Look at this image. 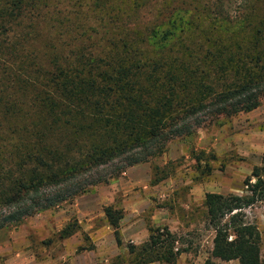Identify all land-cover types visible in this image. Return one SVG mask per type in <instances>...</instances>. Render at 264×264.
<instances>
[{"label":"trees","instance_id":"16d2710c","mask_svg":"<svg viewBox=\"0 0 264 264\" xmlns=\"http://www.w3.org/2000/svg\"><path fill=\"white\" fill-rule=\"evenodd\" d=\"M48 1L0 3V57L11 60L0 64V230L264 99V0ZM25 12H36L30 26L58 23L67 44L53 37L35 51L28 28L8 33ZM259 170L243 179L242 195L204 194L211 258L264 264L259 231L243 213L264 199ZM103 214L110 226L121 217L110 205ZM77 229L67 224L61 233ZM147 230L145 241L127 245V264H173L183 251L175 235Z\"/></svg>","mask_w":264,"mask_h":264},{"label":"rangeland","instance_id":"374dc122","mask_svg":"<svg viewBox=\"0 0 264 264\" xmlns=\"http://www.w3.org/2000/svg\"><path fill=\"white\" fill-rule=\"evenodd\" d=\"M25 13L13 21L8 33L17 35L28 28L35 36L30 45L26 44L29 49L36 51L45 39L53 37L67 44L70 34L58 23L34 21L30 26L36 12ZM36 54L34 62H41L39 52ZM8 62V56L0 57V64ZM263 122L264 99L250 111L219 117L192 135L174 137L161 155L120 173L121 184L117 183L119 176L99 183L70 202L0 230V264H127V245L132 242L119 232L127 225L169 226L178 239L176 245L183 249L173 264H203L206 258L212 264H234L209 256L213 231L206 223L202 201L206 192L244 194L242 181L254 167L260 169L264 181ZM108 205L120 212L115 226L108 225L104 217L103 208ZM243 213L259 231L260 254L264 257V199L244 208ZM67 224L78 229L63 236L61 229ZM102 225L108 228L101 229ZM109 238L116 243V239L124 241L116 248L106 241Z\"/></svg>","mask_w":264,"mask_h":264},{"label":"crops","instance_id":"0c3cea01","mask_svg":"<svg viewBox=\"0 0 264 264\" xmlns=\"http://www.w3.org/2000/svg\"><path fill=\"white\" fill-rule=\"evenodd\" d=\"M131 167V166H130ZM127 169V168H126ZM121 173H124V172H121ZM120 175V174H119ZM118 175V176H119ZM117 176V177H118ZM120 176L118 177L117 179V183L121 184L120 183ZM156 226V225H155ZM160 227L162 226H165V225H158ZM87 228L90 227V225H86ZM168 230H169V226H165ZM108 228L106 225H102V228ZM100 229V230H101ZM170 231V230H169ZM120 234H122L124 237H129L131 238L129 241L132 242L133 245H136L138 244L139 242H143L144 240L147 239V236H148V230L147 228L144 226V225H127L126 227H122L120 230H119ZM97 238V237H96ZM106 241H108V243H110L111 246H114L117 248L116 245H119V243L121 241H124V239L122 238L121 240L119 239V242H115V240L113 239H106ZM229 261H232V262H235L234 264H237V261L236 260H229Z\"/></svg>","mask_w":264,"mask_h":264}]
</instances>
